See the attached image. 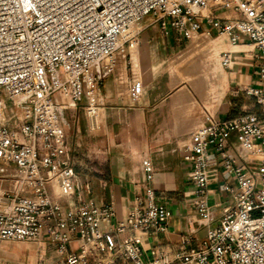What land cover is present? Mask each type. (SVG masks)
Segmentation results:
<instances>
[{"label":"built area","instance_id":"2783aa9c","mask_svg":"<svg viewBox=\"0 0 264 264\" xmlns=\"http://www.w3.org/2000/svg\"><path fill=\"white\" fill-rule=\"evenodd\" d=\"M228 9L234 18L219 15ZM145 15L154 16L164 33L172 28L186 39H193L204 20L231 43L249 40L262 62L258 86L246 90L261 115L208 117L189 135L183 155L187 180L208 221L210 148L236 184L226 187L231 204L217 224L172 256L158 248L144 252L136 234L167 229L170 210L153 201L150 190L146 201L138 199L117 221L111 204L96 206L83 198L53 99L61 93L94 107L90 95L113 69L117 53L127 49L125 56L131 55L130 42ZM219 60L227 66L229 53L221 52ZM128 90L138 96L142 85L132 81ZM233 132L251 151L249 161L226 154ZM10 166L17 174L3 193L0 240L48 241L65 254L64 264H264V0H0V169ZM143 167L150 175L151 163L145 160ZM53 178L64 194L76 193L65 210L49 196ZM74 241L77 249L67 251Z\"/></svg>","mask_w":264,"mask_h":264},{"label":"crops","instance_id":"0c3cea01","mask_svg":"<svg viewBox=\"0 0 264 264\" xmlns=\"http://www.w3.org/2000/svg\"><path fill=\"white\" fill-rule=\"evenodd\" d=\"M218 13L227 19L235 17L229 9ZM151 16L145 15L138 22L135 39L130 42L131 55L120 63L115 62L113 69L102 77L98 86L100 100L92 107L94 122L118 127L117 133L128 135L127 142L104 148L100 140L88 135L86 128L79 129L75 114L81 108H88L87 99L76 102L61 93L54 94L53 99L72 167L81 166L76 175L83 198L96 206L111 204L117 221L125 218L138 199L146 201L150 190L153 201L170 210L167 229L160 234H136L144 252L158 248L172 256L178 249L194 245L209 226L217 224L231 204L226 187L236 184L235 178L225 170L221 155L210 148L204 196L210 215L208 221L197 208L200 198L195 194V187L187 180L188 165L183 155L189 135L204 125L208 117L222 120L246 114L261 115L260 106L246 90L258 86L262 62L258 49L249 40L242 38L231 43L228 35H218L204 20L197 35L186 39L172 28L164 33L158 20ZM223 51L230 55L227 66L219 60ZM191 52L196 54L183 64L182 57ZM196 68H201L203 76L194 79L190 74ZM182 74L188 78L187 85L188 81L191 85H184L187 90L180 85L185 78ZM132 81L142 85L138 96H132L128 90ZM182 140L183 144L178 145ZM154 149L162 151L154 154ZM102 150L106 152L105 157L100 153ZM226 154L238 155L239 162L252 157L243 150L235 132L227 140ZM172 156L176 159L174 167ZM103 158L113 165L111 171L108 174L91 171L90 165L102 163ZM145 160L151 163L150 175L144 170ZM158 163L163 167L159 169ZM57 181L55 178L48 183L54 190L48 193L65 210L76 201V193H62ZM189 237L191 242L184 244ZM77 246L74 241L67 251L76 250ZM64 258L65 254L55 244L45 240H0V264H64Z\"/></svg>","mask_w":264,"mask_h":264},{"label":"rangeland","instance_id":"374dc122","mask_svg":"<svg viewBox=\"0 0 264 264\" xmlns=\"http://www.w3.org/2000/svg\"><path fill=\"white\" fill-rule=\"evenodd\" d=\"M227 16L229 17V15H227ZM125 51H127V49ZM125 51L121 52V53H117L115 55V62H119L120 63V62L126 60L127 56H125ZM128 51H130V49H128ZM195 54L192 53V52L188 53V54H185L184 55L185 57L184 56H183L184 58L182 57L183 64L185 62L184 60H188V59L192 58ZM179 71L180 70H178V72ZM179 75H181V72L179 73ZM190 75L194 79L198 78V77H202L203 76V71L201 70V68H199V69L196 68V69L192 70ZM182 77H185V76L183 75ZM182 80L183 81L181 82L180 85L181 86H184L185 84L187 85L188 78L185 77ZM187 86L191 87L189 81H188V85ZM184 89L187 90L185 86H184ZM195 93L198 94L197 92H195ZM99 97H100L99 90H98V88L95 87L94 92L90 95V99L93 100L94 102H96V101L100 100ZM87 111H88V108H85V109L81 108V109L77 110V112L75 114L76 124L79 126V129L81 131L86 128L87 131H88V135L91 138L100 140V143H101V145L104 148L107 147L108 145H111V146H113L114 144L118 145L120 143H123L125 141L127 142L129 140L128 139V135L127 136L123 135V132L122 133H120V132L117 133L118 127H116V126L114 128H111L110 124H108V123L106 124L104 122L103 123L99 122L95 126H93L91 121H90V119H89V117H88ZM85 134H86V132H85ZM177 142L179 143V141H177ZM183 142H184V140H182L181 143H179L178 145L181 146L183 144ZM166 150H168V149H163V151H166ZM243 150H245L249 156L251 155V151L250 150L244 149V147H243ZM153 151H154V154H156L158 152H155V151H162V149H157V150L154 149ZM100 153H102L101 155H103L104 157L106 156V152L105 151L102 150V152L100 151ZM258 158H261V157H258ZM103 159H104L103 162L100 163V164L90 165L91 166L90 167L91 171H93L94 173H99L100 172V173H103V174H108V172L111 171V168H112L113 165L108 163V162H106L105 158H103ZM172 159L174 160V163L172 165L174 167L176 159H175L174 156H172ZM157 166L160 169V168L163 167V164L158 163ZM80 167H81L80 165L75 164L74 167H73L74 168V172L75 173H77V172L79 173L80 172ZM16 174H17V170L15 169L14 166H10V167L4 168L3 170L0 169V212L4 211L6 209V202L4 200L3 193L5 192L6 189H10L12 187V185H13L12 177L14 175H16ZM47 188H48V191H54V190H52L50 188L49 184L47 185ZM61 192L63 193V191H61Z\"/></svg>","mask_w":264,"mask_h":264},{"label":"bare ground","instance_id":"6f19581e","mask_svg":"<svg viewBox=\"0 0 264 264\" xmlns=\"http://www.w3.org/2000/svg\"><path fill=\"white\" fill-rule=\"evenodd\" d=\"M196 35H197V34H195V35L193 36V38H194ZM89 114H90V121H91L92 125L95 126L96 123L94 122L93 108H90V110H89ZM254 155H257V156H259V157H263V154H260V153H258V154L255 153ZM53 179H55V178H53ZM53 179H51V180H53ZM51 180H50V181H51ZM50 181H49V182H50ZM57 183L60 184V186L62 187V191H64V190H63L64 187H63V185L60 183L59 180L57 181Z\"/></svg>","mask_w":264,"mask_h":264}]
</instances>
